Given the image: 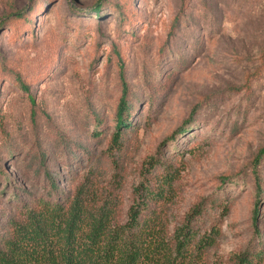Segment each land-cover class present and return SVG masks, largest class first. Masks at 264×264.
<instances>
[{"label":"rangeland","instance_id":"1","mask_svg":"<svg viewBox=\"0 0 264 264\" xmlns=\"http://www.w3.org/2000/svg\"><path fill=\"white\" fill-rule=\"evenodd\" d=\"M127 1L0 0V246L25 207L56 198L53 180L63 205L82 189L86 216L105 209L112 227L151 193L143 211L169 247L199 206L194 264H264V0H132L129 22ZM35 2L16 42L7 23ZM123 86L132 126L114 144Z\"/></svg>","mask_w":264,"mask_h":264},{"label":"trees","instance_id":"2","mask_svg":"<svg viewBox=\"0 0 264 264\" xmlns=\"http://www.w3.org/2000/svg\"><path fill=\"white\" fill-rule=\"evenodd\" d=\"M124 4L122 19L132 21L135 16L131 9L132 0ZM111 7L117 11L116 5ZM39 9L41 6L35 2L23 14L11 15L7 26L11 28L16 42L22 38L23 32H35L34 23L38 12H41ZM92 10L97 17L102 11L101 4L97 3ZM116 58L119 68H122L123 61L119 53H116ZM34 81L35 78L30 79V83ZM15 83L19 90L29 96V80L21 74H15ZM127 96L128 88L123 86L114 116V144L119 143L122 131L132 126L129 123ZM30 102L33 103L32 98ZM256 183L259 184L257 178ZM49 184L54 190L55 199L50 196L40 198L36 207H25L22 210L24 216L20 220L9 222L12 232L0 246V264H194L193 258L190 260L183 252L195 238L194 222L201 214L199 206L191 210L184 225L174 235L173 246L169 247L160 240V235L149 223L151 218L146 217L149 213L143 211L148 198L152 197L151 193L141 196L145 197L143 203L131 207L124 226L112 227L109 213L105 209L94 216H86L81 205L82 189L65 206L61 200H67L66 194L57 192L53 180ZM258 215L259 209L256 206L253 211L254 227ZM216 238L217 233L205 236L198 242V256L214 245ZM261 259L262 252L253 251L238 257L235 264H259Z\"/></svg>","mask_w":264,"mask_h":264}]
</instances>
